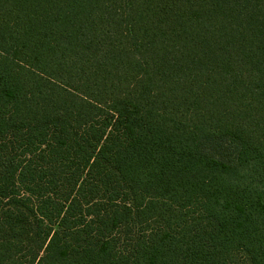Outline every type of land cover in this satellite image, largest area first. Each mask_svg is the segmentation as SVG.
<instances>
[{
  "label": "trees",
  "instance_id": "trees-1",
  "mask_svg": "<svg viewBox=\"0 0 264 264\" xmlns=\"http://www.w3.org/2000/svg\"><path fill=\"white\" fill-rule=\"evenodd\" d=\"M264 264V0H0V264Z\"/></svg>",
  "mask_w": 264,
  "mask_h": 264
},
{
  "label": "rangeland",
  "instance_id": "rangeland-1",
  "mask_svg": "<svg viewBox=\"0 0 264 264\" xmlns=\"http://www.w3.org/2000/svg\"><path fill=\"white\" fill-rule=\"evenodd\" d=\"M235 263L237 264H248V262L241 255H237L235 259Z\"/></svg>",
  "mask_w": 264,
  "mask_h": 264
}]
</instances>
